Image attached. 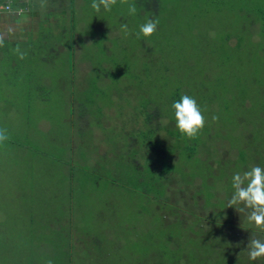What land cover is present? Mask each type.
<instances>
[{
  "label": "rangeland",
  "instance_id": "rangeland-1",
  "mask_svg": "<svg viewBox=\"0 0 264 264\" xmlns=\"http://www.w3.org/2000/svg\"><path fill=\"white\" fill-rule=\"evenodd\" d=\"M33 1L26 42L0 51V264H264L246 251L264 234L226 208L233 174L264 167V0Z\"/></svg>",
  "mask_w": 264,
  "mask_h": 264
},
{
  "label": "clouds",
  "instance_id": "clouds-1",
  "mask_svg": "<svg viewBox=\"0 0 264 264\" xmlns=\"http://www.w3.org/2000/svg\"><path fill=\"white\" fill-rule=\"evenodd\" d=\"M9 0L6 6L0 5V13H3V21H0V47H4L6 40L16 36L17 32L22 33V16L24 8L14 9ZM25 3H31V0H25ZM47 0H40V8H46ZM119 3L121 6H127L128 15H135L137 8L133 0H92L91 8L99 13L101 9L110 12L114 6ZM159 24L158 19L148 18L139 26L137 38L141 36L146 40L155 34ZM121 31L125 36L131 34L126 23L121 24ZM22 39V35L20 36ZM14 54L19 59L26 58L27 53L22 51L19 44L13 49ZM176 128L182 136L188 140H194L203 132L205 128V116L197 100L187 94L180 97L178 101L172 104ZM219 117L212 116L213 122L218 121ZM8 139L6 129H0V144ZM232 193L227 200L226 208H233L239 214H242L248 224L255 230V233L264 234V167L253 165L247 170L236 172L231 179ZM248 259L258 261L264 259V239L259 235L250 236L246 247ZM51 264V261L48 262Z\"/></svg>",
  "mask_w": 264,
  "mask_h": 264
},
{
  "label": "crops",
  "instance_id": "crops-1",
  "mask_svg": "<svg viewBox=\"0 0 264 264\" xmlns=\"http://www.w3.org/2000/svg\"><path fill=\"white\" fill-rule=\"evenodd\" d=\"M13 1H15V0H13ZM12 1V2H13ZM12 4V7L14 8V9H16V8H24L25 9V12H24V14H23V16H22V27H23V29H24V31H26V29H27V25H28V21H30V20H33V21H35L36 20V10L34 9V7H35V3H34V1L33 0H31V3L29 4V3H25V0H16L14 3H11ZM0 5H2V1L0 0ZM3 13H0V21H3ZM26 33V32H25ZM25 33H20V32H17V34H16V36H14L13 38H11V39H8V40H6V42H5V45H7V44H12V43H15V42H17V41H23V42H26V40H27V34H25ZM22 35V39L20 38V36ZM30 38V42H32L34 39H36V37H35V35H30L29 36ZM2 50H7V48L6 47H0V51H2ZM0 62H1V56H0ZM8 69L9 68H6V67H3V70L4 71H8ZM11 70V72L10 73H13V75L14 76H20V73H21V70H19L18 69V72H17V69H10ZM17 79H12V80H10V82L12 83V84H15V83H17ZM5 99H3L2 101H4ZM30 140V139H29ZM20 150H22V151H25V152H27L28 154H29V156H34L36 153H40V152H36V153H32L29 149L28 150H26V149H20ZM53 157H55V155H52ZM57 160L58 159H56V162H57ZM28 161L30 162V164L32 163L33 164V158H29L28 159ZM62 164H64V160H62L61 159V161H60ZM55 163V162H54ZM53 163V164H54ZM32 167H34V168H36L34 171H36L37 172V166H35V165H32ZM60 170H61V172L63 171V168H61L60 167ZM30 171H32V175H33V173H34V175L36 174L32 169H30ZM32 177V176H31ZM31 177H30V180H29V182H31L32 180H31ZM30 186H33V185H30ZM41 188H43L44 187V185H39Z\"/></svg>",
  "mask_w": 264,
  "mask_h": 264
},
{
  "label": "trees",
  "instance_id": "trees-1",
  "mask_svg": "<svg viewBox=\"0 0 264 264\" xmlns=\"http://www.w3.org/2000/svg\"><path fill=\"white\" fill-rule=\"evenodd\" d=\"M16 1V0H15ZM15 1H13L12 3H14ZM261 17H262V19H263V22H262V26H261V28H260V33H261V35H262V37L264 38V13H261ZM150 117H147V122H148V119H149ZM26 150H28V149H26ZM32 153H36V152H34V150H31V149H29ZM38 152H42L41 150L40 151H38ZM167 169V168H166ZM70 171H71V168L69 169V173H70ZM0 221H2L1 219H0Z\"/></svg>",
  "mask_w": 264,
  "mask_h": 264
},
{
  "label": "built area",
  "instance_id": "built-area-1",
  "mask_svg": "<svg viewBox=\"0 0 264 264\" xmlns=\"http://www.w3.org/2000/svg\"><path fill=\"white\" fill-rule=\"evenodd\" d=\"M2 1V5H4V6H6L7 4H8V2H9V0H1ZM13 0H11V2H12Z\"/></svg>",
  "mask_w": 264,
  "mask_h": 264
}]
</instances>
